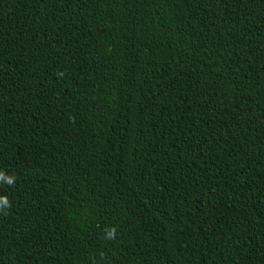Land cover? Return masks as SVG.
Here are the masks:
<instances>
[{
	"label": "trees",
	"instance_id": "16d2710c",
	"mask_svg": "<svg viewBox=\"0 0 264 264\" xmlns=\"http://www.w3.org/2000/svg\"><path fill=\"white\" fill-rule=\"evenodd\" d=\"M0 171V264H264V0H0Z\"/></svg>",
	"mask_w": 264,
	"mask_h": 264
},
{
	"label": "clouds",
	"instance_id": "9594fccd",
	"mask_svg": "<svg viewBox=\"0 0 264 264\" xmlns=\"http://www.w3.org/2000/svg\"><path fill=\"white\" fill-rule=\"evenodd\" d=\"M0 178H2L4 181H6L8 184L13 183L15 177L14 176H8L5 175L3 171H0ZM10 201L6 196L0 195V211H5L9 207ZM109 237L113 235V231H109L107 233Z\"/></svg>",
	"mask_w": 264,
	"mask_h": 264
}]
</instances>
